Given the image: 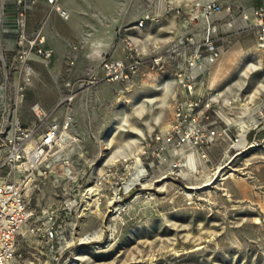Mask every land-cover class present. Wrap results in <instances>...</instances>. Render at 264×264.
<instances>
[{
  "label": "rangeland",
  "instance_id": "1",
  "mask_svg": "<svg viewBox=\"0 0 264 264\" xmlns=\"http://www.w3.org/2000/svg\"><path fill=\"white\" fill-rule=\"evenodd\" d=\"M200 1L59 0L68 9L62 15L47 0H0V103H17L29 122L38 103L50 112L47 121L71 116L67 131L76 139L65 141L69 162L58 164L35 194L33 215L18 236L21 264H264V120L248 135L254 147L237 153L229 150V138H221L209 160L195 152L183 157L178 174L152 153L143 155L148 173L125 195L117 217L107 202L84 212L64 207L107 164L124 154L140 156L150 136L174 120L177 101L190 95L177 76L190 52L176 43L191 32L202 36L207 18L191 16L212 0ZM217 1L223 10L209 18L216 26L213 37L222 55L237 49L238 57L216 84V63L200 77L223 93L224 127L232 135L240 128L246 133L255 122L253 104L264 99V48L253 14L264 0ZM147 16L143 26L136 25ZM24 30L28 40L45 35L43 45L54 55L47 58L34 48L22 60ZM129 39L138 71L128 79L104 78V60L126 58ZM157 57L163 67L153 66ZM21 85L25 95L18 98ZM236 95L241 98L235 107L224 105ZM226 164L227 175L210 182ZM50 207L59 209L63 226L54 246L37 231Z\"/></svg>",
  "mask_w": 264,
  "mask_h": 264
},
{
  "label": "built area",
  "instance_id": "2",
  "mask_svg": "<svg viewBox=\"0 0 264 264\" xmlns=\"http://www.w3.org/2000/svg\"><path fill=\"white\" fill-rule=\"evenodd\" d=\"M47 1L62 15L67 14L59 0ZM222 10L223 6L217 0L203 4V11L191 16L194 20L200 19L201 15L207 18L208 25L205 26L202 36L191 32L180 35L177 40L179 48L190 52L179 65L177 73L190 95L184 102L177 101L176 114L169 127L150 136L147 144L149 148L144 149L140 156L124 154L107 164L81 196L78 193L75 197L67 198L65 208L72 210L75 206L84 212L92 206L107 202L110 206L109 212L114 217L119 216L124 210L125 195L138 186L148 173L142 157L145 154L152 153L160 163L169 164L171 173L178 174L183 168V157L195 152L203 159L209 160L212 148L221 138H229V150L234 149L237 153L254 147L255 142L251 143L248 135L261 129L260 125L264 120V99L260 104H253L252 108L257 110L255 122L247 126V144L243 145V128L232 135L229 133L231 127H224L223 118L219 113L223 93L207 86L204 94L197 97L193 95L197 91V85L203 81L200 75L207 74L222 56L223 47L216 43L212 34L216 26L212 28V22L209 21L211 16ZM253 14L256 18L259 46L264 48V6L255 9ZM241 17L249 19L250 15L242 13ZM149 18H141L136 25L143 26ZM25 24L24 22L23 25ZM45 38V35L39 32L33 40H28L24 30L20 41L24 49L20 51V58L27 60L34 48L40 55L51 58L54 50L43 45ZM127 43L129 51L126 58L104 60V78L128 79L138 71L140 62L131 52L133 42L129 39ZM153 66L163 67L164 60L161 57L155 58ZM30 70L32 68L28 67L29 73ZM25 89V85L18 88V98L25 95ZM240 98V95L229 96L223 103L225 106L235 107ZM16 105L17 103L11 102L3 107L0 103V264H21L17 248L18 236L33 215L32 203L36 199L35 194L42 190L45 180L62 162L60 154L66 146L64 132L73 123L71 116L47 121L50 112L40 103L33 107L36 117L29 122ZM171 151L179 155V158H174ZM227 166L228 164L218 167L219 170L210 182L224 178L227 175ZM142 169H145V174H140ZM44 212L43 226L37 231L44 232L48 244L54 246L63 229L62 223L59 222L60 212L52 207Z\"/></svg>",
  "mask_w": 264,
  "mask_h": 264
},
{
  "label": "crops",
  "instance_id": "3",
  "mask_svg": "<svg viewBox=\"0 0 264 264\" xmlns=\"http://www.w3.org/2000/svg\"><path fill=\"white\" fill-rule=\"evenodd\" d=\"M63 7V6H62ZM39 8V7H38ZM37 7H34V9L36 10L37 9V11H39V9H38ZM66 11H68V9L64 6L63 7ZM39 13V12H38ZM68 13V12H67ZM31 21H29V23H34V16L33 15H31ZM34 25V24H33ZM47 45H48V43H47ZM237 49L236 50H232V51H228V52H225L221 57H220V59L217 61V63H216V65H215V70H214V74H213V77H212V83H213V85L214 84H216L224 75H226L230 70H231V68L233 67V65H234V63H233V58H235L237 55H238V53H237ZM230 56H233V60L231 59L228 63H227V65L223 68V71L218 75V77H216L215 79H214V75H215V73H216V68H217V65H218V63L221 61V60H224V59H227L228 57H230ZM238 57V56H237ZM236 57V58H237ZM235 58V59H236ZM208 74V73H207ZM206 74V75H207ZM204 79V78H203ZM206 83V81H202V82H200V87L197 89V91H200L201 89L203 90V89H205L207 86H205L204 84ZM64 137H65V140L67 141V140H76L75 138H73L69 133H68V131L66 130L65 132H64ZM62 154H63V156H69L70 155V151H69V149H68V147H67V145L64 147V149H63V152H62Z\"/></svg>",
  "mask_w": 264,
  "mask_h": 264
},
{
  "label": "bare ground",
  "instance_id": "4",
  "mask_svg": "<svg viewBox=\"0 0 264 264\" xmlns=\"http://www.w3.org/2000/svg\"><path fill=\"white\" fill-rule=\"evenodd\" d=\"M202 3V0L199 2V4H201ZM63 8V7H62ZM233 58V56H230V57H228L227 59H224V60H221L219 63H218V65H217V68H216V73H215V75H214V79L216 78V77H218V75L223 71V68L227 65V63L231 60ZM245 123H243V125H244ZM246 125V124H245ZM243 136H244V139H243V141L245 142L246 141V139H245V132H243ZM64 149V148H63ZM62 152H63V150H62ZM62 152H61V154H60V158H61V160H62V162H69V156L67 157V156H63L62 155ZM139 162H141V160H140V158H139ZM221 169V168H220ZM141 172L143 173L144 172V170L142 169L141 170ZM133 181H131V183H132Z\"/></svg>",
  "mask_w": 264,
  "mask_h": 264
}]
</instances>
